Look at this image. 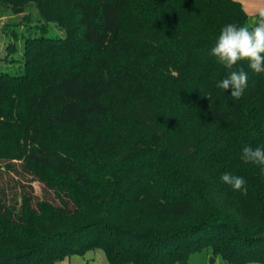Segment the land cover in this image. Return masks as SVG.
Returning <instances> with one entry per match:
<instances>
[{
  "label": "trees",
  "instance_id": "1",
  "mask_svg": "<svg viewBox=\"0 0 264 264\" xmlns=\"http://www.w3.org/2000/svg\"><path fill=\"white\" fill-rule=\"evenodd\" d=\"M8 8L42 22L7 44L18 65L0 71V264L95 249L109 264H186L204 248L264 264V175L242 160L264 148V74L211 55L223 26L254 14L240 0H0ZM241 67L235 100L217 85Z\"/></svg>",
  "mask_w": 264,
  "mask_h": 264
},
{
  "label": "clouds",
  "instance_id": "2",
  "mask_svg": "<svg viewBox=\"0 0 264 264\" xmlns=\"http://www.w3.org/2000/svg\"><path fill=\"white\" fill-rule=\"evenodd\" d=\"M211 55L227 69L247 63L252 72L264 74V9L258 10L243 25L228 23L223 26L211 49ZM247 84L248 74L241 67L231 71L217 86L223 90L230 88L231 97L238 100L243 96ZM242 160L260 166L261 174L264 175V148L245 146L242 149ZM221 179L233 191L246 194V181L243 177L225 173ZM223 264H228V261L223 260Z\"/></svg>",
  "mask_w": 264,
  "mask_h": 264
},
{
  "label": "rangeland",
  "instance_id": "3",
  "mask_svg": "<svg viewBox=\"0 0 264 264\" xmlns=\"http://www.w3.org/2000/svg\"><path fill=\"white\" fill-rule=\"evenodd\" d=\"M247 2V1H246ZM250 3V2H249ZM262 8H264V1H262ZM247 12H251L250 7H246ZM259 7L258 9H260ZM36 11V8H32V11ZM27 13V12H25ZM23 14H14L11 9H7L6 11H0V71L4 69H13L14 66L18 65L17 58L19 57L20 51L17 50L12 52L9 55H6V46L10 41L17 42L18 46L22 44L23 39L36 31L33 29L29 32V26L37 23H41L37 20L28 21L23 17ZM31 24V25H30ZM11 28L17 29L19 32V39L14 40L11 33ZM28 28V29H27ZM62 33V30L55 26L53 22L48 27L49 35H56ZM8 61V62H7ZM212 254L208 248H204L198 251L191 252L188 257V262L186 264H211L210 259ZM213 264H223V260H226L221 255H217L214 257ZM65 262V263H63ZM58 264H109L107 257L102 249H95L87 251L84 255H73L70 258L65 259L64 261ZM182 264V263H177ZM228 264H231L228 262ZM247 264H260L257 262H251Z\"/></svg>",
  "mask_w": 264,
  "mask_h": 264
},
{
  "label": "crops",
  "instance_id": "4",
  "mask_svg": "<svg viewBox=\"0 0 264 264\" xmlns=\"http://www.w3.org/2000/svg\"><path fill=\"white\" fill-rule=\"evenodd\" d=\"M240 1L243 3L245 9H247L246 7H250L251 12H249V14H255L259 10L258 9L259 7H261L260 9H264L262 8L263 5L260 4L264 0H240Z\"/></svg>",
  "mask_w": 264,
  "mask_h": 264
},
{
  "label": "water",
  "instance_id": "5",
  "mask_svg": "<svg viewBox=\"0 0 264 264\" xmlns=\"http://www.w3.org/2000/svg\"><path fill=\"white\" fill-rule=\"evenodd\" d=\"M215 258L212 256L210 259V263L213 264L214 263Z\"/></svg>",
  "mask_w": 264,
  "mask_h": 264
}]
</instances>
